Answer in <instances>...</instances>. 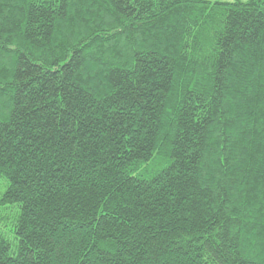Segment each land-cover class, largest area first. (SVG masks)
<instances>
[{"label": "trees", "instance_id": "trees-1", "mask_svg": "<svg viewBox=\"0 0 264 264\" xmlns=\"http://www.w3.org/2000/svg\"><path fill=\"white\" fill-rule=\"evenodd\" d=\"M0 264H264V0H0Z\"/></svg>", "mask_w": 264, "mask_h": 264}, {"label": "rangeland", "instance_id": "rangeland-1", "mask_svg": "<svg viewBox=\"0 0 264 264\" xmlns=\"http://www.w3.org/2000/svg\"><path fill=\"white\" fill-rule=\"evenodd\" d=\"M226 1L233 2V1H235V0H226Z\"/></svg>", "mask_w": 264, "mask_h": 264}]
</instances>
